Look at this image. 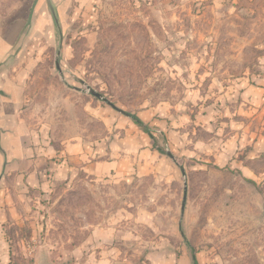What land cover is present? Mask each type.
I'll use <instances>...</instances> for the list:
<instances>
[{
	"label": "rangeland",
	"instance_id": "374dc122",
	"mask_svg": "<svg viewBox=\"0 0 264 264\" xmlns=\"http://www.w3.org/2000/svg\"><path fill=\"white\" fill-rule=\"evenodd\" d=\"M56 1L60 28L39 3L16 46L23 121L98 138L110 111L135 114L163 157L126 182L45 190L5 166L8 264H264V143L249 144L264 133V0L244 15L232 0Z\"/></svg>",
	"mask_w": 264,
	"mask_h": 264
},
{
	"label": "crops",
	"instance_id": "0c3cea01",
	"mask_svg": "<svg viewBox=\"0 0 264 264\" xmlns=\"http://www.w3.org/2000/svg\"><path fill=\"white\" fill-rule=\"evenodd\" d=\"M10 1L15 0H0V175L6 166L5 172L13 177L16 186L25 179L31 187L45 190L59 179L82 177L90 182L106 184L126 182L136 170L140 175L147 169L151 173V169L155 168L152 161H160L162 151L155 145L152 135L144 131L128 113L115 120L110 111L109 118L102 119L105 132L98 138L87 137L86 132H81L80 120L77 124L73 119L66 122L59 132L62 136L57 128L54 131L56 135L50 133L47 124L35 127V123L23 121L26 79L19 78L14 71L17 60L21 58L17 56L16 46L31 17L42 14L37 11V5L45 3V10L47 14L49 12L45 0H21L19 4ZM245 1L250 0H232L233 13L244 15L255 12L246 5L243 7ZM58 8L60 10L59 5ZM92 115V120L96 119L95 110ZM252 131L254 141L249 144L255 143L261 151L260 143L264 142H259L258 137L264 133L257 128ZM51 134L53 139L48 140ZM241 138L249 142L248 137ZM167 155L176 161L170 151ZM100 232L110 235L106 233V228L99 229L98 236ZM4 250H7V245L0 234V263L8 264L9 256Z\"/></svg>",
	"mask_w": 264,
	"mask_h": 264
},
{
	"label": "water",
	"instance_id": "95a60500",
	"mask_svg": "<svg viewBox=\"0 0 264 264\" xmlns=\"http://www.w3.org/2000/svg\"><path fill=\"white\" fill-rule=\"evenodd\" d=\"M38 1V0H37ZM36 1V2H37ZM46 1V4H47V9H48V12L50 14V16H52V18L54 19V22H55V26H57L58 28H60V22H59V11H58V8H57V5L55 3V0H45ZM57 67L59 68V60H57ZM92 94H94L95 96L97 97H101L103 98V96L96 92V91H91ZM112 104V103H111ZM113 105V104H112ZM114 106V105H113ZM122 112H124L123 110H121ZM185 191H187V187L185 188ZM185 202H186V193H185V198H184V203H183V207L185 206Z\"/></svg>",
	"mask_w": 264,
	"mask_h": 264
},
{
	"label": "trees",
	"instance_id": "16d2710c",
	"mask_svg": "<svg viewBox=\"0 0 264 264\" xmlns=\"http://www.w3.org/2000/svg\"><path fill=\"white\" fill-rule=\"evenodd\" d=\"M128 115H130L131 117H132V119L139 125V126H141L143 129H144V131H146L147 133H149L150 135H151V131H150V129H149V127H148V125H146L137 115H135V114H130V113H128ZM194 262H195V264H198L197 263V258H196V256H194Z\"/></svg>",
	"mask_w": 264,
	"mask_h": 264
}]
</instances>
